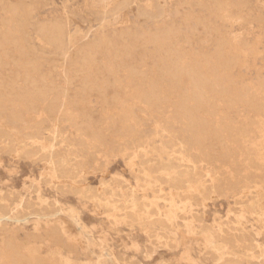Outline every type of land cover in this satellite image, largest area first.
Segmentation results:
<instances>
[{"label": "bare ground", "instance_id": "1", "mask_svg": "<svg viewBox=\"0 0 264 264\" xmlns=\"http://www.w3.org/2000/svg\"><path fill=\"white\" fill-rule=\"evenodd\" d=\"M132 1L134 0H86L85 5L97 12L99 10L104 15L120 12ZM245 2L246 0H239L234 9L226 2H221L214 6L211 14L220 18L223 23L241 25L247 19L237 10L245 5ZM239 3L242 5L238 6ZM35 5L36 0L1 3L2 10L7 14V23H4L6 27L3 25L4 28L2 26L0 29V69H4L12 62L18 68L16 78L21 77L25 82L23 87L19 84V87H15V81L4 84V81L0 80V132L8 140L7 144L17 156L22 158L34 156L35 159H39L43 164L50 166L53 174L50 173L56 178L70 182L69 191L92 199L99 207L120 215L125 222L138 225L140 228L148 223L154 225L160 229V232L155 233L159 238L167 237L164 236L166 230L172 234L176 233V224L173 219L164 217L153 204L139 197L134 188L115 190L102 184V191H97L88 187L85 179L87 173L92 170H88L89 167L85 166L101 158L103 152L110 154L119 151L124 158L128 159L130 167L133 166V160H139L140 184L144 189L154 190L160 186L159 180L166 181L170 186L179 189L185 199L191 196L194 185L202 187L205 192L212 193L211 196L213 193L224 196L247 185L248 193L252 195V198L244 204V209L251 210L264 226V207L262 206L264 201V128L262 127L263 130L260 131L262 140L259 145L262 148L259 150L248 148L243 145L244 143L242 144V138L248 134L247 125L235 126L237 122L226 117L222 112L224 107L240 104L246 108V115H249L248 113L252 115L253 120L250 116L246 118L251 126H255L256 123L264 126V118L260 117L264 113V81L261 80L257 85L228 84L229 73L226 72L228 59L225 56L228 50L224 53L222 40H217L212 69L208 72L205 66L207 60L203 57L189 58L188 53L182 52L181 46L176 44L177 36L181 34L182 28L174 25L142 39V44H151L154 50L151 56L153 64L148 68L130 67L126 71V67L123 68L120 50L114 42L106 41L101 49L83 54L67 73L66 84L59 86L53 83L48 73L41 70L40 59L34 56L29 57L25 53L23 41L20 40L19 35L17 40L10 38L18 31L20 25L34 21L35 33L40 39L49 46H55L61 54L65 55L63 51L68 49H64L65 36L67 35L68 42L74 39L66 34L67 25H64L67 22L63 24L60 19L51 22H35L36 20H33ZM138 12L139 10L136 11ZM138 16H142V11L138 13ZM68 17L65 19L67 20ZM106 21L108 22L109 19ZM200 23L204 26L203 22ZM30 26L32 27L31 23ZM66 30L69 31V29ZM230 37L235 43L239 41V36L235 33H232ZM68 42L66 43L69 44ZM123 43L124 46L127 45L126 41ZM10 45L16 50V57H9ZM233 46L239 47L237 44ZM28 48L30 49V45ZM126 48L123 53L125 55L128 54ZM37 54H40L39 51ZM65 59L67 61V58ZM119 68L130 75V79L136 82V86L123 90L118 83ZM72 80L75 85L70 89ZM98 94L104 98L108 114L104 118H93V124L97 130L95 129L96 131L90 137H81L75 142L70 141L60 133L53 119L63 121V117L74 118L76 113H70L68 107L77 110L88 96H98ZM16 97H18L17 100H15ZM138 107L148 111L167 108L169 115L167 113L168 116H165L163 121H156L151 129H147L150 127L145 126L147 118L135 112ZM22 109L40 110L42 117L36 122L35 128L29 132L13 133L9 127H12V124H9L22 121ZM156 112L153 114L158 118L159 113ZM160 112L163 116L166 111ZM146 115L147 113L143 114L144 117H147ZM43 130L49 134L44 136ZM213 140L218 142L222 150L221 162L203 167L199 162L208 159V145ZM149 143L152 145L148 146ZM133 147L136 149L131 150ZM77 155L81 156V161L77 160ZM51 174L48 175L51 177ZM51 180L57 181L54 177ZM7 200L14 201L13 197L6 198L0 194V231L2 233L0 264H72L58 252L62 247L69 250L70 246L69 241L57 226L43 227V236L53 248L47 254H43L38 247L30 244L29 240L21 241L13 229L27 222L30 214L50 219L58 216V210L47 207L37 210L28 204L10 206L6 203ZM170 201H173L172 197ZM186 220L192 224L193 229H197L198 233L203 235L209 247L219 256L233 255L237 261L256 258L264 262V245L244 227L241 216L235 217L227 226L219 223L214 230H210L202 222L195 225L196 221L192 215L186 216ZM148 229L151 230V228Z\"/></svg>", "mask_w": 264, "mask_h": 264}, {"label": "rangeland", "instance_id": "2", "mask_svg": "<svg viewBox=\"0 0 264 264\" xmlns=\"http://www.w3.org/2000/svg\"><path fill=\"white\" fill-rule=\"evenodd\" d=\"M9 1L12 3L15 0H2L0 2L8 4ZM21 1L27 2L29 0ZM137 1H132L128 7H125L122 11L120 10V12L103 15L99 10L97 12L95 9L87 8L85 5L86 0H36L35 11L33 12L35 22H51L56 19H60L63 24L67 22L64 25H67L65 28L66 34L71 35L72 39L74 37L75 40H72L73 43L72 41L68 42L67 35L65 36L64 49L68 48L67 51H63L65 55L61 54V51H58L55 46H49L40 39L38 34L35 33L34 21L20 25L21 28L19 27L16 31L17 34L11 35L10 38L12 40L16 38L15 40H17L20 37V40L23 41L25 53L29 57L34 56V58L40 59L41 70L48 73V77L53 80L55 85L63 86L66 84L67 73L80 57L87 52L101 49L106 41L114 42V45L120 50L121 60L124 64L123 68L126 67V71L130 67H151L153 64L151 57L154 52L153 46L142 44V39L150 37L151 34L161 31L165 27L174 25L182 28L181 34L177 36L176 44L181 46L182 52L188 53L189 58L203 57L207 60V63H205L206 72L212 69L214 50L216 49L217 40L220 39L223 42L224 53L228 50L225 53L228 59L226 69V72L229 73L228 84L257 85L261 80L264 81V0H246L245 5L238 4L241 7L237 11H240V15L247 19L241 25L237 23L231 25L225 22L224 24L220 18L211 14L216 4L226 2L229 7L234 9L239 0ZM1 3L0 29L3 25L6 27L4 23H7V14L2 10ZM138 10L139 12L142 11V16H138L139 12L136 13ZM117 13L118 15H115ZM67 16L69 17L66 20ZM112 17L113 19H111ZM108 19L111 22H107ZM200 22H203L204 26ZM66 29H69V31ZM232 33L239 36V41L236 43L230 37ZM125 41L126 46L123 43ZM28 43L31 50L28 48ZM233 44H237L239 47L235 48ZM10 47L9 57H16V50L12 45ZM125 48L128 51L126 55L123 54ZM38 51L40 54H37ZM44 53L47 55H44ZM245 56L246 58H243ZM65 58H67V61ZM62 59L64 60L62 61ZM241 66L243 67L241 68ZM17 73L18 68L10 62L4 69H0V80H3L4 84L15 81V87H19V85L23 87L25 82L21 77L16 78ZM117 75L118 83L123 90L136 86V82L130 79V75L125 73V70L119 68ZM72 81L70 89L75 85L74 80ZM17 99L18 97L15 100ZM83 103V105L77 107V110L68 107L70 113H76L74 118L63 117V121L53 119L60 133L72 142L81 137H90L97 130L93 124V118H104L108 114L107 104L99 94L98 96H88L83 100ZM143 109L138 107L135 112H139L140 116L147 118L145 126H150L147 129H151L152 124L159 120L163 121V118L165 119L169 115L167 108H165L167 110L164 108L163 110L157 109L158 111ZM245 109L244 106L236 104L224 107L222 112L226 117L237 122L235 126H240L238 124L247 125L248 134L242 138V144L244 143L243 145L248 148L259 150L262 148L259 145L262 140L260 131L263 130L264 126L259 123L251 126L246 118L250 116L253 120V117L250 113L246 115L247 110ZM143 111L145 112L142 113ZM160 111L166 112L162 116ZM155 112L158 114V118L157 115H154ZM146 113L147 117H144L143 114ZM21 115L22 121H14L9 124H12V127L9 126L11 132L20 134L29 132L35 128L36 122L42 117V112L40 110L22 109ZM260 117L263 119L264 113ZM21 130L23 133H21ZM42 133L44 136L49 134L46 130H43ZM0 136V194L6 198L11 196L14 199V201L7 200L6 203L10 206L28 204L37 210L43 207L58 210V216L50 219L30 214L28 216L29 222L27 221L13 228L21 241L29 240L30 244L38 247L43 254L53 250L50 243L43 236V227L49 225L57 226L69 241L70 249L62 247L58 252L63 258L69 259L72 264H264L256 258L237 261L233 255L219 256L209 247L203 235L199 234L197 229H193L192 224L186 220V216L192 215L196 221L195 225L202 222L207 228L214 230L219 223L227 226L235 217L241 216L244 227L257 238L259 243L264 245L263 224L251 210L244 209V204L252 198V195L248 193L247 185H243V188L224 196L213 193L215 197L211 196L212 193L205 192L202 187L194 185L191 196L185 199L179 189L170 186L166 181L159 180L160 186H157L154 190L144 189L140 184L141 166L139 160H133V166L130 167L128 159L124 158L119 151L110 154L103 152L101 158L99 157V159L87 164L85 167L92 170L87 173L85 179V184L88 187L97 189V191H102L103 185H108L115 190L134 188L137 190L139 197L153 204L164 217H170L175 221L176 233L172 234L169 230H166L164 236L167 237L159 238L155 233L160 232V229L154 225L148 223L140 228L138 225L125 222L120 215L106 211L92 199L84 198L69 191L68 187L71 185L69 181L56 178L52 175L53 170L50 166L43 164L34 156L30 158L17 156L7 144L8 140L2 133ZM215 140L209 142L208 159L199 162L203 167L221 162L222 150ZM147 145L150 146L152 143ZM133 149H136V147L131 150ZM77 160L81 161L80 155H77ZM254 173L258 174V172ZM48 174H51V177ZM53 177L57 180L56 182H52ZM151 192L153 193L151 194ZM171 197L173 198L172 202L170 201ZM262 206L264 207V201ZM73 211L75 212L72 213ZM148 228H151V230ZM36 236L37 238H35ZM1 238L2 233L0 231V240Z\"/></svg>", "mask_w": 264, "mask_h": 264}]
</instances>
